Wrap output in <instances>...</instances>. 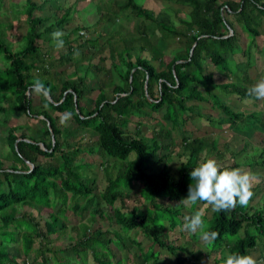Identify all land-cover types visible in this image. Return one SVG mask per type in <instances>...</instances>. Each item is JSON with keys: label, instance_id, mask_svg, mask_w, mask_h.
Wrapping results in <instances>:
<instances>
[{"label": "trees", "instance_id": "1", "mask_svg": "<svg viewBox=\"0 0 264 264\" xmlns=\"http://www.w3.org/2000/svg\"><path fill=\"white\" fill-rule=\"evenodd\" d=\"M60 1L41 0L38 3L36 0H24L28 30L24 44L18 50L8 45L6 33L0 25V55L9 64L0 69V98L4 97V101L0 102V122L7 126L15 115H25L45 125L49 121L51 129L46 128L39 139L29 137L25 131L18 135V127L7 131L5 140L11 152L10 158L3 160L0 153V264H20L17 255L10 252L12 245L21 243L24 256H30L36 238L44 245L49 243L50 235L63 231L60 219L67 217L68 210L81 217L89 211L90 205H94L90 213L91 227L85 225L74 245L68 248L74 259L70 257L67 261L55 253L53 257H48L46 253L49 250L42 246L39 252L35 251L34 261L29 264H118L117 261L122 258L112 245L118 240L123 248L130 250L125 247L123 235L134 231L149 239L153 245L167 250L174 256L175 264H199L191 261L192 252L171 240L175 232L184 229V217L197 211L202 213L204 229L218 233L213 242L206 243V247H212V251L209 250L212 254L228 249L230 254L251 255L257 248L259 237L264 238V209L248 210L237 203L230 211L214 212L206 202L179 204L187 198L192 183L191 170L199 162L209 159L212 153H219L216 143L210 138H184L182 146L187 160L180 164L177 173H173L174 167L170 163L172 155L169 152L171 145L162 146L158 141V138H171L170 130L164 129L157 136L147 139L140 137L139 129L130 133L126 128L133 114L145 107L156 114L163 111L165 121L172 122L174 127L178 126L180 120L185 124L201 118V109L190 105L192 102H211L209 104L213 107L238 121L241 114L233 113L226 103L219 101L214 90L249 98L248 88L238 86L233 81L217 82L216 74L208 68L221 69L227 79L234 77L224 64L241 47L237 25L243 33L260 37L258 15L264 17V0H174L191 10L188 13L176 11L172 16L163 14L160 20L156 18L158 15L155 11L144 7L138 0H125L121 11L156 23L161 34L177 39L183 50L167 56L150 42L146 29L141 28L137 39L123 40V48L110 44V48L111 45L113 48L108 57L111 60L109 67L106 66L107 57L94 66L98 71L87 69L85 75L81 74L77 65L71 78L56 82L48 68V54L43 49V43L52 39L54 31H67L64 27L71 23L78 12L80 1L88 0H77L65 9L60 19L49 24V14L62 11ZM104 18L107 17L104 15ZM79 28L75 33L79 32L80 38L86 37V31ZM68 38L69 34H66V43L69 42ZM68 46V52L61 60L72 63L75 48L72 44ZM248 48L241 54L250 57ZM145 52L149 56H143ZM156 62L160 63V68ZM246 62V69L251 70L250 62ZM95 72H103L106 77L116 74L112 98L106 91L105 81L100 82L97 88L87 83V78H96ZM248 72L244 74L243 83L251 82ZM37 80L50 89L48 98L40 96L41 107L34 105L36 94L29 91ZM93 94H96L94 105L89 111L82 103L89 101ZM33 106L36 108L34 111ZM66 111L73 113L67 122H73L77 128L71 129L66 126L67 122L60 123V114ZM78 128L97 134V147H90L89 154L99 152L121 163L117 176L107 174V186L100 194L97 193V180L85 175L86 165H75L77 156L74 152L80 154L81 147L71 143L69 138L72 131ZM40 131L41 128L33 129L32 133L35 136ZM51 132L54 135L51 136ZM133 154L136 158L130 161ZM39 159H50L53 163L40 162ZM9 162L13 164L8 167ZM17 163L23 167H18ZM158 163L161 164V171L152 172L153 166ZM136 182L141 184L139 202L130 199L125 191ZM80 199H86L84 205ZM58 205L61 207L57 208ZM27 206L34 208L39 216L46 217L44 225L48 232L36 215L25 213L18 216L19 209ZM186 207L189 209L185 214L183 210ZM56 208L57 213L53 211ZM150 208L160 213L152 212ZM44 211L50 213L43 214ZM100 220L103 225L109 224L108 227L102 226ZM168 224L169 227L166 226ZM243 228L244 237L236 239L234 243L230 241L229 238L237 236ZM251 228L257 232L250 231ZM138 244L141 245V242ZM154 264H157L156 260Z\"/></svg>", "mask_w": 264, "mask_h": 264}, {"label": "rangeland", "instance_id": "2", "mask_svg": "<svg viewBox=\"0 0 264 264\" xmlns=\"http://www.w3.org/2000/svg\"><path fill=\"white\" fill-rule=\"evenodd\" d=\"M36 1L38 3H41V0ZM76 1L77 0H61L60 2L62 11H59L58 13L52 11V13H54L55 15H53L52 13L49 14V24L54 23L57 18L60 19L65 9L71 5H74ZM124 2L125 0H88L85 2L80 1L78 12L74 14L71 23L64 27L67 31L60 30L64 33V36L62 37L65 42L64 48L57 49L55 47V41L53 40V38L51 40H48L46 43H43V49H45L48 54V68L56 82H63L71 78L74 67L77 65L79 66L78 69L82 75H85L87 69L98 71L95 70L94 66L98 65L102 58L109 57L110 49L113 48L112 45L110 48V44H114L113 46L116 48H123V40L137 39V37L140 36L139 31L141 30V28L146 29V34L149 36L147 37L150 38V42L155 44V46L160 51L164 52L167 56H172L173 54H176L177 52L183 50V46L179 44L177 39L170 36L165 37L164 35H162L156 23L150 22L145 19H139L135 16L132 17L129 12L125 13L121 11L120 8L124 4ZM138 2L144 7L155 11V13L158 15L156 18L159 20L162 18L163 14L172 16L176 11H179L180 13H188L191 10L187 6L176 3L174 0H138ZM0 8V25L3 31L6 33V40L8 42V45L13 50H18L24 44V37L28 30L26 17L24 14V0H0ZM40 15H42V13H40ZM104 15L107 18H104ZM226 17L228 16L226 15ZM258 22L260 24L259 31L261 33V36L257 38H255L252 34L243 33L240 27L236 24L240 35L239 38H241V47L234 54L230 55L227 59V62L224 64L225 66H227V68H229V72L233 73L234 77L232 79H227V77H225L226 75L220 71L221 69H214L213 67H209L208 70L216 74L217 82H235L237 78V83H243V77L246 71H250L251 75L254 77V82L252 83V85L257 83L261 78H264V17L258 15ZM78 27H80V31H86V37L80 38V33H75L76 28ZM66 34H69L68 40L71 43H66ZM252 42H254L255 46L254 44H252ZM69 44H72V46L75 48V51L71 56L72 63L61 60L62 56L68 52ZM250 44L252 45L250 46ZM247 46H249L248 53H251L250 57L249 55L245 56V53L241 54V51L245 50ZM77 51L79 52V55H76ZM143 56H149V54L145 52ZM109 58L106 61L107 67L111 65V60ZM246 60L250 62L251 70L246 69ZM237 61L241 62L242 64H238ZM155 64L160 68L159 62H156ZM8 65V62L4 60V58L0 55V69H3ZM35 72L36 74H38L37 71ZM96 75V78H87V83L92 88H97L99 87L100 82L103 83L105 81L106 91L112 98L114 95L112 92V88L114 86L113 82L115 81L114 79L116 78V74L115 76L111 75V77H106L103 72H97ZM252 85H250V87ZM214 92L219 93V101H221L222 103H226L227 107H229V109L232 110L233 113L238 112L243 114V116H247L249 112H252L250 111L249 102H257L258 104L255 103V105H260L264 111V101L254 100L245 101L244 103H242L237 99L235 100L234 98L227 100L226 95L223 94L222 90L218 91L215 89ZM95 96L96 94H93L91 98H89V101L82 103L89 111L93 108V100L95 99ZM34 100V105L41 107V97L35 95ZM2 101H4L3 96L0 98V102ZM190 105H195L196 107L203 109L204 114H201V118H196V120H189L185 124L184 122H182V120H180L178 126L174 127L172 122L165 121V119L163 118V111L156 114L153 113L149 109V107H145L141 112H135V114H133L128 127L126 128L127 132L135 133L137 129H139L140 137L149 139L157 136L162 131H164V129L170 130L172 132L171 138H158V141H161L162 146L171 145V149H169V152L172 155L170 163L174 167L173 173H177L180 169V164L182 162L184 163L187 160V156L185 155L186 153L184 152V148L182 146L183 139L186 137H190L191 139L192 137H213L219 139L217 140L219 151L224 153V157L227 158L225 159L226 162L221 165V167H226L229 169L233 168L232 165L237 161L240 163L245 162V165L249 164V162L259 163V161H261V163H264V154H261L262 149H258V137L256 136V140H254L255 138H253L256 133L261 132L262 130L259 126V128L255 126L253 120L248 119L249 116H247L245 120L241 121L237 127L231 129L228 128V126L226 127L224 125L225 127H222L221 125H219L223 118H228L229 121L231 119V116L227 117V115H225L223 111L219 110L218 108H212L210 104H207L205 102H192L190 103ZM35 109L36 108L33 106L32 110L34 111ZM257 110L258 108L255 111ZM50 112L53 113V111ZM41 119L43 120V118ZM207 119H210V121L213 123H208ZM67 125L71 129H75L78 127L73 122H67L66 126ZM14 127L19 128V130L17 131L18 135L25 131V133H27L29 137L32 136V138L36 139H39V137H41L42 132L45 131L46 128L49 131L51 130L49 121H47L45 125L44 122L33 117H27L25 115H15V117L10 120L7 126H4V124L0 122V153L2 154L1 157L3 160H5V158H10L9 154L11 152L9 147L7 146L5 137L7 135L8 129ZM69 127L68 129L70 131ZM40 128L41 131L34 136V134L32 133L33 129L39 130ZM234 135L236 136L233 137ZM262 135L263 134L261 133L259 141L261 140ZM232 137L233 139H231ZM97 138V134L92 130L78 128L77 131H72L71 137L69 139L71 143H75L77 144V146L81 147L80 154L74 152L77 156L75 165H78L79 163L86 165L84 169L85 175L94 177L97 180V193L100 194V191H103L107 186V174H109L110 176L114 175V177L117 176L118 169L120 168L121 163L117 162V160L103 156L102 154H99V152L89 154L88 149L90 147H97ZM232 142H235L236 145H233ZM250 150L254 152V155H251ZM68 151L73 152L76 150L68 149ZM234 157L236 158V160H233ZM135 158L136 155L133 154L131 155L129 160L132 161ZM209 158L213 159L215 157H212L210 155ZM39 161L53 163V161L50 159H39ZM12 164L13 162H9L8 167L12 166ZM17 166L20 167L21 164L17 163ZM30 166L32 167V165ZM161 169V164L158 163L153 166L152 172L159 173ZM257 172L258 171H256V173ZM261 174L262 175H260L259 173H257V175L255 174L256 179L253 181V188H256L257 185L262 187L257 190L255 189L256 191H253L254 193L256 192L255 195L252 196L247 205H244V207L248 208V210H250L249 208L251 206L252 208H264V206H262V204H264V173ZM254 183L257 184L255 185ZM140 189L141 184L136 182L133 187L125 190L126 195L130 196V199L139 202L141 200ZM144 197L147 198L146 194L144 195ZM79 201L84 205L86 199H80ZM258 202H260L259 206H257ZM83 205L81 206L83 207ZM59 207L61 206L58 205L57 208ZM93 207L94 205H90L88 209L89 211H87V213L81 217H79L78 214H75L73 210H68L66 214L67 217H61L60 219V226L63 227V231L50 235L49 243H45L44 245H42L43 242L40 239L36 238L34 240L33 246L34 251L30 256H24L21 243L12 245L10 247V252L17 255V259L20 264H24L25 262H27L28 264L33 263L35 251L37 250L39 252V249L42 246L47 249V251L49 250L46 253V256L48 257H53V254L55 253L61 257H65L67 261L68 259H70V257L71 259H74L73 255H71V249L68 250V248L71 245H74L73 243H75L76 239L79 238L85 225L91 227L90 213L93 211ZM57 208L53 210L55 213H57L58 211ZM188 209L189 208L186 207L183 212L186 214V210ZM152 210V212L160 213L159 211H154V209ZM25 213L36 215L38 220H40V222L43 224V229L48 232V229L44 225L46 217L41 215L39 216V213L30 206L19 209L18 216H21ZM42 213L44 214L45 211ZM48 213L50 212H47L45 214ZM99 223L105 228H107L109 225H103L101 220L99 221ZM163 224L165 225V221L163 222ZM169 225L170 224L166 226L169 227ZM182 231L175 232L176 234H173L171 240L172 242L176 243V245L186 247L190 252L194 254L193 257L190 258L191 261L195 263L198 262L199 264H225L224 261L226 260L227 255L230 254L228 249L223 252L221 251L217 252L216 254H212V252H210L212 251V247H206L207 242L203 241L200 238L199 233L189 234L184 229ZM250 231H253L254 233L257 232L255 228H251ZM244 232L245 228H243L237 236H231L229 238L230 241L232 240L234 243L236 239L244 237ZM180 233H183L184 235ZM123 236L126 244L125 247L127 246L130 250L123 248L122 244L119 243L118 240V242L116 241L115 244L112 245V247L118 253L119 257L122 258L121 261H117L118 264H154L155 260L157 264H175L174 256H172L167 250L161 249L158 245H153V243L149 239L144 238L143 235L138 234V232H129ZM138 238H140V240ZM140 242L141 245L138 244ZM257 243V248L251 252V256H253L258 261V264H264V238L259 237ZM160 253L162 255L161 257ZM195 256L198 257V261L196 260ZM148 259L150 261L146 262V260ZM113 263L116 264L115 262Z\"/></svg>", "mask_w": 264, "mask_h": 264}, {"label": "clouds", "instance_id": "3", "mask_svg": "<svg viewBox=\"0 0 264 264\" xmlns=\"http://www.w3.org/2000/svg\"><path fill=\"white\" fill-rule=\"evenodd\" d=\"M62 31H54L52 38L57 49L64 48ZM79 55V52H76ZM37 96L47 97L50 89L37 80L29 89ZM248 96L255 97L257 100L264 101V78L248 89ZM73 113L66 111L60 114V123L64 124L71 120ZM192 183L189 185L187 198L182 199L179 204L191 205L198 201L206 202L211 206L212 211H230L235 208L237 203L247 205L253 196V181L256 179L252 174L244 172L240 168H221L214 159H207L199 162L190 172ZM183 228L189 234H200V238L208 243L213 242L218 233L206 231L202 213L197 211L194 215L185 216ZM225 264H258V261L251 255H240L236 253L228 254Z\"/></svg>", "mask_w": 264, "mask_h": 264}, {"label": "crops", "instance_id": "4", "mask_svg": "<svg viewBox=\"0 0 264 264\" xmlns=\"http://www.w3.org/2000/svg\"><path fill=\"white\" fill-rule=\"evenodd\" d=\"M247 74H249V77H250V79H251V82H248V83H237V78H236V81H235V83L238 85V86H243V87H245V88H250V85H252V83L254 82V77L251 75V72L249 71ZM236 76V75H235ZM243 80H244V77H243ZM228 82V81H227ZM224 83V82H223ZM254 85V84H253ZM216 90H218L219 91V89H216ZM221 91V90H220ZM216 93V92H215ZM216 94H219V93H216ZM223 94L224 95H226V99L228 100H230L231 98H234L235 100L237 99L238 101H240V102H242V103H244L245 101H254V100H257L255 97H249V98H241V97H239V96H237V95H235V94H228L227 92H225V91H223ZM205 103H207V104H209V102H205ZM256 104H258L257 102H255ZM255 103H250L249 102V107H250V111H252V112H249V114L247 115V116H249L248 117V119H251V120H253V122L255 123V126L256 127H260L261 128V132H258V133H256L255 135H254V137L253 138H255L254 140H256V136L258 137V140H257V143H258V149L260 150V149H262V151H261V154H264V113H262V112H264L263 111V109L261 108V106L260 105H255ZM230 104V103H229ZM210 106L212 107V108H215V107H213L211 104H210ZM252 107V108H251ZM255 107V108H254ZM254 108V109H253ZM258 108V110L257 111H255L256 109ZM219 109V108H218ZM219 110H221V109H219ZM222 111V110H221ZM201 113H203V109H201ZM224 113V112H223ZM238 113V112H237ZM204 114V113H203ZM225 114V113H224ZM238 114H241V113H238ZM225 115H227V114H225ZM247 116H243V114H241V118L237 121H235L234 119H230L229 121H228V118L226 119V118H223L222 119V121L219 123V125H221L222 127H227L228 126V128H231V129H233V128H235V127H237L238 126V124L241 122V121H243V120H245V118H247ZM227 117H230V116H228L227 115ZM41 118H43V117H40V119ZM44 119V118H43ZM247 121V120H246ZM246 121H244V122H246ZM207 122L208 123H210V124H212L213 122H211L210 121V119H207ZM214 125V124H213ZM215 125H216V123H215ZM214 125V126H215ZM225 125V126H224ZM258 127V128H259ZM263 134L262 135V138H261V140L259 141V139H260V134ZM236 135H234L233 137H235ZM233 137L231 138V139H233ZM202 138H209V137H202ZM201 138V139H202ZM252 138V139H253ZM210 139H212V141H214V143H216V146H217V149H218V152L219 153H217V154H215V153H212L211 154V156L212 157H215V158H213L214 160L215 159H218L219 161H217V163H218V165L221 167V165H223L225 162H226V160L225 159H227V158H225L224 157V153H222L221 151H219V148H218V142H217V140H219V139H216V138H213V137H210ZM232 144L233 145H236V143L234 142H232ZM250 146H251V144H250ZM250 153H251V155H254V152L252 151V150H250ZM260 154V155H261ZM236 157V156H235ZM233 158V160H236V158ZM245 163V162H244ZM244 163H240V162H235L232 166H233V168H240V169H243L244 170V172H247V173H250V174H254L253 176L254 177H256V175H257V173H259L260 175H262L261 173H264V163H261V161H259V163H254V162H249V164H247V165H245ZM221 168H226V167H221ZM231 169V168H230ZM256 171H258L257 173H256ZM256 174V175H255ZM255 185L257 184V183H254ZM262 187V186H261ZM260 186H256V188H252V191H256L257 189H260L261 188ZM256 189V190H255ZM256 193V192H255ZM255 193L253 192V195H255ZM261 201H262V199H261ZM254 203V202H253ZM260 205V202H258L257 203V206H259ZM262 206H264V204H262ZM249 209H259V208H252V206L249 208ZM264 208H260L258 211H260V210H263Z\"/></svg>", "mask_w": 264, "mask_h": 264}, {"label": "water", "instance_id": "5", "mask_svg": "<svg viewBox=\"0 0 264 264\" xmlns=\"http://www.w3.org/2000/svg\"><path fill=\"white\" fill-rule=\"evenodd\" d=\"M226 38H228V37H226ZM193 51H194V47H193V49L191 50V54L193 53ZM135 71V70H134ZM131 77H132V75H131ZM146 84H147V82H146ZM52 135H54V134H52Z\"/></svg>", "mask_w": 264, "mask_h": 264}]
</instances>
